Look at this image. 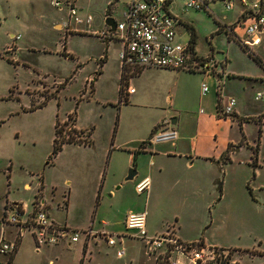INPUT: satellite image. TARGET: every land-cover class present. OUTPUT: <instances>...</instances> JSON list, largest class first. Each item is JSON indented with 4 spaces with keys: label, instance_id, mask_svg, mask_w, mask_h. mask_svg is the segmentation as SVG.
<instances>
[{
    "label": "rangeland",
    "instance_id": "rangeland-1",
    "mask_svg": "<svg viewBox=\"0 0 264 264\" xmlns=\"http://www.w3.org/2000/svg\"><path fill=\"white\" fill-rule=\"evenodd\" d=\"M52 1L0 0V220L7 203L6 215L14 214L10 206L20 205L25 212L19 219L25 222L38 198L48 206L49 218L55 222L67 220L79 230L91 226L97 233L106 227L116 244L108 246L101 235L92 232L84 240L80 232L78 243L67 248H41L36 254L31 236L26 232L13 264H49V260L52 264H79L84 241L89 243V249L83 264H154L143 241L133 238V232L126 231L122 225V216L131 205L127 190L120 188L122 181L115 185L114 188H118L113 193L108 191L112 188V172L116 173L115 177L120 174L125 156L115 155L117 158L107 174L106 190L97 204L92 186L99 171L105 168V150L110 143L119 144L139 137L159 109L170 114L197 112L198 108L209 111L214 107L215 111L216 78L206 76L209 94L199 99L200 75L179 72L152 79L153 76L146 73L132 83L140 91L136 95L140 103L118 106L121 45L114 39L103 42L92 33L104 29L106 16L120 20L126 0H57L62 4L61 10L54 8ZM68 2L75 6L78 17L92 18L89 28L75 25L69 19L65 7ZM184 2L173 0L171 13L192 26L197 55L212 58L216 71L224 69L230 76L225 83V93L238 99L245 127L240 134L233 124L229 134L238 139V143L245 140L253 146L260 140L258 126L264 128V115H257L260 109L264 111V89L257 82L264 73L237 42L243 36V29L233 27L235 37L230 38L223 27L235 26L241 6L238 0H233V9L226 11L220 2L209 4L213 14H208L187 10ZM247 3L250 7L252 0ZM176 37L183 45L189 41L185 29L177 31ZM250 52L261 60L264 58L261 46L251 47ZM104 56L99 76L97 64ZM257 91L263 92L259 102L254 101ZM43 102L45 104L37 108ZM31 107L34 110L30 111ZM69 115L76 118L75 126L68 119ZM56 122L65 137L84 138L85 130H93L90 139L94 148L66 144L55 158H49ZM74 129L83 130V134H74ZM260 136L259 161L264 166V131ZM246 153L242 150L226 168V190L221 202L214 192L206 199L187 193L173 195L171 201L180 204L179 208L161 217H151V223L176 217L186 240L203 239L207 246L255 250V256H245L239 261L264 264V168L258 176L255 172V180H252L251 165L245 164L243 159ZM248 183L253 190L250 194L246 189ZM68 189L67 211L63 198ZM97 206V212H93ZM93 236L97 238L92 241ZM120 250L123 255L117 257L116 252ZM252 253L247 251V254ZM237 256L233 254L238 261Z\"/></svg>",
    "mask_w": 264,
    "mask_h": 264
},
{
    "label": "crops",
    "instance_id": "crops-1",
    "mask_svg": "<svg viewBox=\"0 0 264 264\" xmlns=\"http://www.w3.org/2000/svg\"><path fill=\"white\" fill-rule=\"evenodd\" d=\"M178 20H179V24L177 25V31H182L183 29H185L188 33V27H192V26L188 25L187 22L183 21L180 18H178ZM248 22L249 20L247 19L242 20L240 18V12H239L237 14V17L235 18L234 27L240 26V28L242 29L243 25H245ZM223 27L225 29L224 32L226 33L227 32L226 28L227 27L232 28L233 26L228 25L227 27L226 26ZM105 28L106 27L104 25V29L101 31H104ZM237 33L240 36L241 31L238 30ZM261 41H262L261 44L258 46L259 48L261 46L263 49L264 37H262ZM194 51L196 52L195 48ZM251 56L253 57L255 55L252 54ZM255 57L258 58V60H260L258 56ZM102 66H101V70H102ZM140 72L137 74V76L134 77L132 74H130L131 71H129L128 69L123 70L119 65V69L117 71V78L119 82L118 90H119L120 81L123 78V80H126V82L124 81L126 83L124 86L125 87L124 96L126 99V103L123 102L118 103L117 101L118 106L126 107V106H131L135 102L140 103V99H139L140 97L136 98V95L139 94L140 91L138 89L136 90L134 84L132 83H134L135 79L140 78V76H144V74L146 73H149L148 76L152 75L153 76L152 79L155 78L161 79L166 75H172L173 73H179V72L189 73L184 71L166 70V69H144ZM101 73L102 72L98 73V75L100 76ZM189 74L200 75L201 76L200 84L204 82L206 79V77L201 73H189ZM260 79L261 78H259L257 82L261 86L262 83ZM200 84H199V88L197 87V92L200 93L199 99H201V97H205L206 94H209V90H208V92L204 96L201 95ZM126 88L132 89L133 92L129 93L126 90ZM182 97H185L184 93ZM262 97H263V93H262ZM236 101L237 104L235 107L234 115L232 116L231 119H217L215 112L216 106H215V111H214V107L210 108L209 111H206L203 108H198L197 112L184 111L182 114L180 112L175 113L176 111L170 114L168 111L161 108L159 109L158 115L155 116L153 120L148 124L145 132L140 133L139 137L126 140L123 142L121 141L119 144H114L113 142H111L110 145L108 146V150L107 148H106L107 151L105 150L106 152V157H104V159H106L105 168L103 171H99L97 175V179L95 180L94 185L92 186V193L94 195L95 204H97L98 201L101 200L102 193L104 190H106L107 174L109 171L110 164L112 163V161L114 162L116 160L117 158L115 157L116 154H122L123 156H125L124 168L123 167L120 168L119 171L120 174H118L117 177H115L116 173H114V171L112 172V179H113L112 188H108V191L113 193L118 188V187L114 188L115 185L121 183L122 181V183L120 184V188L122 187L123 190L125 191L127 190L128 198H131V205L122 216V225L125 216L129 212L144 211L146 213L145 226H146L147 236L160 235L168 231L171 232L176 239L182 242L190 241V240H186L185 236L181 234L179 230L180 228L178 226V220L176 217H173L170 220L168 218H163L162 220H160V223L159 222L151 223L150 218L153 216H158V217L164 216L167 213L171 212L172 210L179 208L180 204L171 201V197L177 194L187 193L192 197H196L199 199H206V197L209 196L210 193L214 192L218 196L217 198L218 202H221L225 196V190H226L225 188L226 183L224 180L226 176L225 170L233 163V158L236 155H238L242 150L247 151L243 159L245 164L249 166L251 165L252 174L256 172L258 176L259 173L264 168V166L259 161V154L262 148L261 136L258 143L252 146V145H248V143L245 140L243 143L240 142L238 143V139L232 138L229 134L233 124H236L238 127V122L243 121L242 120L243 117L240 114V105L237 98ZM259 101H255V102H259ZM184 103L186 102H183L182 104ZM262 104L263 107L264 102ZM200 110H202V112H200ZM257 115L260 116L264 115V111L260 109ZM255 118H258V116ZM166 122H169L171 127H173L177 131L178 139L175 142L161 143L157 145L141 144L150 136V134L153 132L155 127L161 126ZM258 122L260 123V121ZM75 124H76V119H75ZM244 127H245V123L241 122L242 132L244 131ZM259 127L262 135L264 128L260 125L258 126V128ZM76 130H80V129H76ZM85 131L90 132V136L91 134L93 135V130L90 129V131L88 130ZM239 133L241 134L240 131ZM90 136H89V140L91 142L90 146H78V147L94 148V144L93 141L90 139ZM129 169H133L136 172V174L132 179V181L124 182V178L126 177ZM145 177L149 178L150 181L149 189L147 190L146 193L137 195L136 193H134L135 192L134 185ZM254 178L255 175L252 176V180H255ZM218 181L221 182L220 189L217 188ZM66 185L69 186V183H66ZM247 185L250 186V183H248ZM24 187H28V186L25 185ZM250 190L251 192L253 191L251 188ZM69 195H70V190L68 189L67 194L65 196L66 198H63L65 200V203L63 201V207L65 206V209L67 211L69 210ZM36 199L38 198H35V200ZM44 205L46 208V214L48 219L54 224L66 225L72 229L80 231L81 233L84 232L85 230L87 231L90 230L96 233V231L92 230L91 226L84 230H79L75 226L69 225L67 223V220H65V222H55L54 220L49 218V214L47 212L48 206L45 203ZM5 206L6 207L8 206L7 203L5 204ZM10 207H11L10 209L11 211L15 210L14 208H17L20 215H22L25 212V210L20 205L14 204L13 206ZM97 208L98 206L94 208L93 212H97L96 211ZM5 213H7V210L5 211ZM31 213L29 214V216L31 215ZM23 224L24 222H21L19 219V226L24 228ZM102 228L103 229H101L100 232L104 231L107 233L105 229L106 227H102ZM0 231H1L0 236H2L4 240L15 244L14 252L11 255L0 256V262L3 264H13L17 259V256H19V249L21 246V239L23 235L26 232H28L32 239V231L30 229L28 230V228H25L24 230L22 229L20 230L18 225H11L8 223H3V224L0 223ZM20 231H21V235L19 236L18 233ZM96 238L93 236L92 241L96 240ZM193 241H200L204 246H207L204 244L203 239L193 240ZM32 243H33V239H32ZM71 244L74 243H69V241L66 240L63 242H59L56 245L44 246L41 248H47V249L62 248V247L67 248L71 246ZM88 244H85V241L82 243L83 245L82 253H81L82 259L79 261V264H83L84 262V259L89 249ZM207 247H211L219 250L238 251L237 259L239 264H241V260L239 261V258H243L245 256L248 257L255 256L257 254L255 250H247L253 252L252 254H247L246 248L243 250L237 248L235 249L230 248L233 249L230 250L227 248L229 246H221V245L218 246L215 244H212ZM41 248H39L38 250H40ZM38 252L39 251L36 250V254ZM48 263L52 264V261L49 260Z\"/></svg>",
    "mask_w": 264,
    "mask_h": 264
},
{
    "label": "built area",
    "instance_id": "built-area-1",
    "mask_svg": "<svg viewBox=\"0 0 264 264\" xmlns=\"http://www.w3.org/2000/svg\"><path fill=\"white\" fill-rule=\"evenodd\" d=\"M172 1L126 0L120 20H114L115 30L108 34L107 28H105L104 31H95L92 34L103 42L114 39L120 43L118 59L123 70L166 69L201 73L205 77L214 76L217 81L216 98L218 101V108L215 111L216 118L231 119L237 101L234 96L225 94V83L229 75L225 73L224 69L217 72L216 63L212 61V58H202L194 50L192 52L188 42L184 45L177 42L179 20L171 13ZM218 2L226 11H231L234 7L233 0H185L184 8L213 14L209 4ZM238 2L241 6L240 18L247 19L249 22L243 25V36L237 42L246 52L251 53L250 48L260 45L264 36V0H252L250 7H248L247 0H238ZM52 6L58 10L62 8V4L57 0L52 1ZM65 7L69 19L75 25L90 27L92 21L90 16L78 17L75 6L70 2L66 3ZM232 28H226L229 37H235ZM259 64L264 73V58L259 60ZM261 83L264 89V76L261 78ZM126 90L129 93L133 92L132 89L126 88ZM208 90L206 82H202L200 84L201 95L204 96ZM262 93H255L254 101H259ZM177 139V131L171 127L169 122H166L157 126L144 142L146 145H157L173 143ZM149 184V178H143L134 185L135 193L137 195L146 193ZM14 209V214L8 217L5 213L0 223L18 225L20 230L25 228L32 230V239L36 250L66 240L69 243H76L79 240L80 231L66 225L54 224L48 219L43 201H34L32 213L23 224L24 228L19 226V211L17 208ZM145 224L146 213L144 211L129 212L123 221L125 230L132 231L133 238L143 241L148 253L154 258V264H239L233 258V251L206 247L200 241L182 242L168 231L160 235L147 236ZM102 225L104 224L102 223ZM91 232L88 230L82 232V235L86 238ZM92 234L101 235L108 246L116 244L114 237L104 231L92 232ZM18 235H21V231ZM14 249V243L6 241L0 236V256L11 255ZM122 255V250L116 252L117 257ZM0 264L2 263L0 262Z\"/></svg>",
    "mask_w": 264,
    "mask_h": 264
},
{
    "label": "trees",
    "instance_id": "trees-1",
    "mask_svg": "<svg viewBox=\"0 0 264 264\" xmlns=\"http://www.w3.org/2000/svg\"><path fill=\"white\" fill-rule=\"evenodd\" d=\"M188 33H189L188 45H189L190 50L193 52V50L195 48L196 34H195V32H194V30H193L192 27H188ZM227 35H229V34L227 33ZM248 54L249 55H252L251 53H248ZM253 59L255 60V62L257 63V65H260L258 58H256L255 56H253ZM104 61H105V56L97 64V66H98V69H97V72H96L97 74L101 72V66L103 65ZM125 70H127V69H125ZM142 70L143 69L133 70V71H131L130 74H132V75L138 74ZM124 86L125 85L123 84V78H122L121 79V83H120V88L118 90V103L122 102L125 99V96H124V92H125L124 91V88L125 87ZM62 87H60V89ZM123 103H126V102L124 101ZM44 104H45V102H43L42 104L38 105L37 108L42 107ZM217 108H218V101L216 100V110H217ZM29 110L32 111V110H34V108L31 107ZM68 119L71 120V122L75 124V119L76 118H74L72 115H69ZM257 120L260 121L258 118H257ZM241 122H245V121H239L238 122V129H239L240 132H242ZM57 126H58V122H56L55 123V126H54V137H53V140H52V151H51V154H50V157L49 158H55L57 156V154L62 150V147L64 145H66V144L80 145V146H90L91 145V142L89 140L90 132H87V134L85 135L84 138L83 137H80V136H77V138H75V137H72L71 135H66V137H65L64 135H62V132L58 130V127ZM260 131H261L260 128H258V136L259 137H260ZM73 132L76 135L83 134V131L82 130H76V129H74ZM258 141H259V139H257V143H258ZM141 144L144 145L145 142H143ZM252 176H254V174ZM220 187H221V182L218 181L217 182V188L220 189ZM246 189L248 190V192L250 194L251 193V190H250V188H249L248 185H246ZM36 200H38V199H36ZM6 210H7V207L5 206L4 207L3 216L5 215V211ZM233 252L237 254L238 251H233Z\"/></svg>",
    "mask_w": 264,
    "mask_h": 264
},
{
    "label": "water",
    "instance_id": "water-1",
    "mask_svg": "<svg viewBox=\"0 0 264 264\" xmlns=\"http://www.w3.org/2000/svg\"><path fill=\"white\" fill-rule=\"evenodd\" d=\"M104 25L107 28V33L111 34L115 30V21L111 17H106L104 20ZM136 172L133 169H129L124 182H130L134 178Z\"/></svg>",
    "mask_w": 264,
    "mask_h": 264
}]
</instances>
